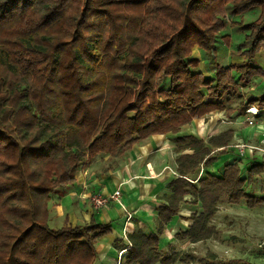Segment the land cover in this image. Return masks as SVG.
Returning <instances> with one entry per match:
<instances>
[{"label": "trees", "instance_id": "obj_1", "mask_svg": "<svg viewBox=\"0 0 264 264\" xmlns=\"http://www.w3.org/2000/svg\"><path fill=\"white\" fill-rule=\"evenodd\" d=\"M233 32L242 60L225 65L219 45H230ZM262 50L264 0H0V264H93L111 224L51 229L52 194L76 180L81 164L231 113L235 97L241 108L264 107V90L246 101L241 91L264 78L254 62ZM230 135L178 139L192 152L176 158L155 233H129L124 264H169L158 245L187 196L202 211L179 235L196 243L210 237L223 198L264 204L245 190L264 173L260 163L246 178L237 162L192 177L217 160L214 148L225 154Z\"/></svg>", "mask_w": 264, "mask_h": 264}, {"label": "rangeland", "instance_id": "obj_2", "mask_svg": "<svg viewBox=\"0 0 264 264\" xmlns=\"http://www.w3.org/2000/svg\"><path fill=\"white\" fill-rule=\"evenodd\" d=\"M233 33L230 45L224 43L219 45V60L225 65H229L233 59L234 61L242 60L236 58L238 57L236 44L242 37ZM202 54L198 48L194 49L193 55L203 62ZM254 62L264 68V50ZM263 90L264 78L260 77L255 78L249 87L241 88L244 101L248 100L252 93H259ZM241 99L240 97L233 98L232 106L235 110L231 113L215 112L202 118H196L189 130L185 131L186 127L182 128L180 133L182 136L193 135L205 140L206 143L210 137L218 136L229 130L232 134L229 145L224 149L225 154L219 155L223 148H214L212 154L217 156V160L210 165L202 166L195 176H192L195 181L208 172L221 175L224 165L228 162L239 163L244 178L247 177V171L252 165L260 163L264 166V107L260 109L257 106L241 108L239 104ZM178 139L174 136L171 140V147L168 148L172 152V161L182 153L180 148L185 144ZM172 147H174L173 151L170 150ZM186 151L192 152L187 149L183 153ZM128 156L129 153L117 158L99 155L92 162L81 164L76 172V180L60 187L56 193L52 194L49 202V227L57 230L65 225L69 227L85 226L81 217L84 216V212L93 208L91 207V197L97 192H104L107 193H103L104 195H108L109 189L115 187L114 183L118 181L121 172L134 171L135 173L139 171L140 164L138 162L133 161L134 168H131V165H129L130 168L128 167V160H126ZM152 159L147 157L145 165L151 169L157 168V161L155 165ZM245 190L248 194L264 198V173L257 175L252 182L246 183ZM166 195L168 194L155 197L157 206L163 204ZM187 198L185 204H191L192 197ZM198 205L181 208L182 210L175 221L167 225L158 245L161 257H169V264H264V204L250 208L245 201L234 204L227 198H223L218 203L216 213L207 224L212 229L210 237L196 243L189 238H184L179 233L188 230L192 223L191 219H187L188 217L201 213V206ZM158 209L153 208L150 222L142 221L140 223L138 219V221H134L135 231L139 229L148 235L154 234L158 222ZM106 210L107 208H104L100 212L105 213ZM70 212L76 217V223L72 218L70 219V216L68 218ZM101 222L108 223L107 220ZM113 225L114 230L118 229L116 221ZM97 246L98 250L102 251L100 248L103 247V244ZM155 264L163 263L159 261Z\"/></svg>", "mask_w": 264, "mask_h": 264}, {"label": "crops", "instance_id": "obj_3", "mask_svg": "<svg viewBox=\"0 0 264 264\" xmlns=\"http://www.w3.org/2000/svg\"><path fill=\"white\" fill-rule=\"evenodd\" d=\"M195 120L196 119L184 126L186 127L185 131L191 129V126L194 124ZM181 131L177 134L151 136L140 144L135 145L133 149L128 152L129 156L126 158V160H128V167L129 165H131V168H134L133 161H135L140 164V169L135 173L134 171H130L128 173L121 172V174H119L120 177L117 179L118 181L114 183L116 184L115 187L113 189H109L108 192V194H110L116 188H118V186L121 185L122 201L126 203L128 211H130L131 213L133 212L132 214H134L133 220L130 221L127 225L128 234L135 230L136 224L134 221H136L137 219L140 223H142V221L150 222L153 208H159L161 206H157L158 203L155 199L157 195L170 193L168 185L177 176V162L176 160L172 161V152H170L168 148L171 147V140H173L174 136L180 138L181 135V137H184L182 136V134H180ZM173 149L174 147H172L170 150L173 151ZM183 152L184 151H182V153ZM177 153L179 154V151ZM186 153L189 152L186 151ZM147 157L153 158L152 160H154L153 162L155 163V165L157 161V168L151 169L149 168V166L145 165ZM114 184H112V186H114ZM187 197L186 200L188 199ZM190 205L193 204L183 203L181 208L189 207ZM196 205L198 204H194L193 206L195 207ZM91 207L93 206L91 205ZM104 208H107V210L105 211V213H101L100 210ZM104 208L100 209L98 212L95 211L98 209H95L94 207L90 208V211L84 212V216L82 215L81 221L85 225H91L93 223L111 224V233L109 235L101 237L95 246L96 257L93 264H116L118 255L117 250L120 248V246L116 245L115 243L117 241L124 240L123 228L125 226V221L123 220H125V210L115 202H111L107 207ZM69 216L70 219L72 218L76 223L77 219L72 214V212L68 214V218ZM175 219L176 217L173 219V222L175 221ZM103 220H107L108 223H102L101 221ZM115 221L118 224V229L116 230H114L113 225ZM101 243L103 244V247L100 248L102 249V251L98 250L97 246ZM125 260L126 259H124V262Z\"/></svg>", "mask_w": 264, "mask_h": 264}, {"label": "built area", "instance_id": "obj_4", "mask_svg": "<svg viewBox=\"0 0 264 264\" xmlns=\"http://www.w3.org/2000/svg\"><path fill=\"white\" fill-rule=\"evenodd\" d=\"M111 202L118 203L125 210V226L123 228L125 245L117 250L118 255L116 261V264H123L124 258L128 255L129 250L132 248V242L128 237L127 225L130 221H132L133 214L128 211L125 203L122 201L121 185L118 186V188L111 194L104 195L101 192H97L93 197H91V204L95 209L107 207Z\"/></svg>", "mask_w": 264, "mask_h": 264}]
</instances>
